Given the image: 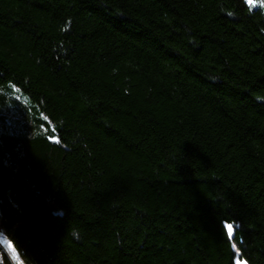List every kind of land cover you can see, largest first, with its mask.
<instances>
[{
    "label": "trees",
    "instance_id": "obj_1",
    "mask_svg": "<svg viewBox=\"0 0 264 264\" xmlns=\"http://www.w3.org/2000/svg\"><path fill=\"white\" fill-rule=\"evenodd\" d=\"M0 237L264 264V0H0Z\"/></svg>",
    "mask_w": 264,
    "mask_h": 264
},
{
    "label": "rangeland",
    "instance_id": "obj_2",
    "mask_svg": "<svg viewBox=\"0 0 264 264\" xmlns=\"http://www.w3.org/2000/svg\"><path fill=\"white\" fill-rule=\"evenodd\" d=\"M9 246H11V244L6 239L0 237V248L9 254V257L13 262L12 264H23L14 248Z\"/></svg>",
    "mask_w": 264,
    "mask_h": 264
},
{
    "label": "snow or ice",
    "instance_id": "obj_3",
    "mask_svg": "<svg viewBox=\"0 0 264 264\" xmlns=\"http://www.w3.org/2000/svg\"><path fill=\"white\" fill-rule=\"evenodd\" d=\"M248 3L250 5H254L256 3V0H248ZM227 231H228L229 236L231 237V235L233 233V226L232 225H228ZM9 247H11V246H9Z\"/></svg>",
    "mask_w": 264,
    "mask_h": 264
},
{
    "label": "bare ground",
    "instance_id": "obj_4",
    "mask_svg": "<svg viewBox=\"0 0 264 264\" xmlns=\"http://www.w3.org/2000/svg\"><path fill=\"white\" fill-rule=\"evenodd\" d=\"M107 45H108V47H111L110 44H107ZM230 240H231V237H230ZM238 264H243V263H238Z\"/></svg>",
    "mask_w": 264,
    "mask_h": 264
}]
</instances>
